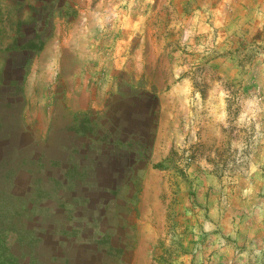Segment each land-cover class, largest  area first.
Returning a JSON list of instances; mask_svg holds the SVG:
<instances>
[{
	"label": "rangeland",
	"instance_id": "obj_1",
	"mask_svg": "<svg viewBox=\"0 0 264 264\" xmlns=\"http://www.w3.org/2000/svg\"><path fill=\"white\" fill-rule=\"evenodd\" d=\"M73 3L0 0V264H264V0Z\"/></svg>",
	"mask_w": 264,
	"mask_h": 264
},
{
	"label": "crops",
	"instance_id": "obj_2",
	"mask_svg": "<svg viewBox=\"0 0 264 264\" xmlns=\"http://www.w3.org/2000/svg\"><path fill=\"white\" fill-rule=\"evenodd\" d=\"M35 1H37V0H35ZM62 5H63L62 7H59L58 8L57 13L59 15H63V17H61L58 14H56V16L57 15L59 16V18H58V20L60 19L59 21L66 19V21H68L69 23H71L72 21L77 20V17L80 16V18H81L80 21L77 20L75 23L81 22V25L80 26H81L82 33L71 35V37L69 39V41H70L69 43H71V45H69V47L71 49H73L75 47L77 50H81V49L83 50V48H84V40H85V36H86L85 30L91 24V21H95L97 23H100V7H96L95 9H86V10H84L82 12H79L77 6H75V4L73 3V0H63V4ZM49 12H52V10L47 11L46 12L47 15H49ZM54 13L55 12H52V14H54ZM65 17H67V18H65ZM62 46H64V45H62ZM50 138L51 137L48 136L47 139L44 142L46 144H50L53 141ZM56 147H58L57 149L60 150V151L65 150L64 147L61 146V145L60 146H56ZM40 157L42 159H45L46 158L43 155L42 156L40 155L39 158ZM69 157H70V155L68 157H66V155H65V157L62 158V159H56V158H54V159L51 158L50 159V158H46L47 161H45L43 163V164H45L44 167L46 168V166H49V167L56 168L58 170V172L56 174H52V175H48L47 174V178L48 179H51L54 175H58L60 178H62L63 177V174H64V171H65V168L67 166ZM44 172L46 173L47 172V169H45ZM38 179L39 180L41 179V175H40V177Z\"/></svg>",
	"mask_w": 264,
	"mask_h": 264
},
{
	"label": "trees",
	"instance_id": "obj_3",
	"mask_svg": "<svg viewBox=\"0 0 264 264\" xmlns=\"http://www.w3.org/2000/svg\"><path fill=\"white\" fill-rule=\"evenodd\" d=\"M41 9L43 11H49L52 9V6L50 3H47V5H43L41 7ZM31 41V42H30ZM28 42H23V41H17L15 42V45L14 47L12 48H9V52H15V49L17 48H20L21 50L23 51H26V50H31L32 49H35V48H41L43 46V39L40 38L39 42L36 43L35 40H30ZM27 47V48H26ZM13 54H10V57L12 56ZM114 142L117 141V139H114L113 140ZM144 146V150L145 151L147 149L148 146H145V144H143ZM100 160H96L97 163H94V166H93V170H95V173L98 174V176H100V180L98 181L97 184L99 185H106L107 186V182L109 183V187H113V188H117V184L120 183L122 180H121V175L123 177V180H124V183L125 182H128V180L130 179V175L132 173V167H133V164L131 163L128 167V172L124 173V174H120L121 171L117 168H114V158H111V159H103L102 158V155H100ZM117 157V156H116ZM117 159V158H116ZM81 163V162H80ZM59 206V205H58ZM1 213V211H0ZM3 216V214H0V233L2 231V229L6 226V222H10L9 218L8 217H5ZM1 234H0V239H1ZM5 254H9V251H6Z\"/></svg>",
	"mask_w": 264,
	"mask_h": 264
}]
</instances>
